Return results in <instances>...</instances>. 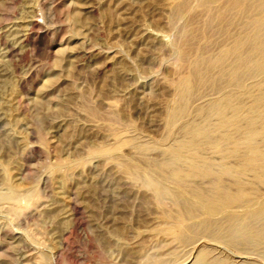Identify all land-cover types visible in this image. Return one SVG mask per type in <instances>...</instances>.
Returning a JSON list of instances; mask_svg holds the SVG:
<instances>
[{"label":"rangeland","instance_id":"374dc122","mask_svg":"<svg viewBox=\"0 0 264 264\" xmlns=\"http://www.w3.org/2000/svg\"><path fill=\"white\" fill-rule=\"evenodd\" d=\"M174 2L0 0V264L168 259L172 206L124 165L159 158L199 42Z\"/></svg>","mask_w":264,"mask_h":264},{"label":"bare ground","instance_id":"6f19581e","mask_svg":"<svg viewBox=\"0 0 264 264\" xmlns=\"http://www.w3.org/2000/svg\"><path fill=\"white\" fill-rule=\"evenodd\" d=\"M172 10L181 38L199 42L178 67L159 158L145 171L124 165L173 209L160 230L169 257L149 264H264V0H175ZM15 196L8 185L0 199Z\"/></svg>","mask_w":264,"mask_h":264}]
</instances>
